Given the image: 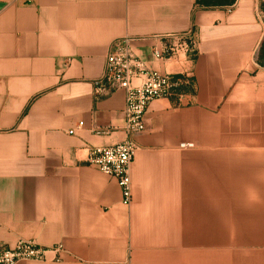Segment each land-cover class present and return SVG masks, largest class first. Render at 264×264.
I'll use <instances>...</instances> for the list:
<instances>
[{
  "label": "crops",
  "instance_id": "obj_1",
  "mask_svg": "<svg viewBox=\"0 0 264 264\" xmlns=\"http://www.w3.org/2000/svg\"><path fill=\"white\" fill-rule=\"evenodd\" d=\"M203 1L0 0V244L63 246L18 264H264V10ZM190 30L192 58L153 59V37ZM123 37L190 76L133 135L129 204L86 163L126 137L123 91L93 94Z\"/></svg>",
  "mask_w": 264,
  "mask_h": 264
},
{
  "label": "built area",
  "instance_id": "obj_2",
  "mask_svg": "<svg viewBox=\"0 0 264 264\" xmlns=\"http://www.w3.org/2000/svg\"><path fill=\"white\" fill-rule=\"evenodd\" d=\"M239 0H234V3ZM145 38L123 37L110 46L106 54L102 75L93 83L96 100L108 97L117 91L124 93L123 132L125 139L109 146L88 148L86 163L102 173L113 177L121 189L122 201L129 204L132 200L131 164L138 146L133 135L145 129V115L150 103L156 99L175 96L180 88L190 84L188 74H171L149 69L136 54L134 43ZM151 56L164 61L179 55L192 58L196 53V40L193 31L153 37ZM109 128L98 130L106 134ZM69 133H73L70 130ZM190 147L192 144H182ZM61 244L45 248L32 241L18 240L13 246L0 244V264H18L21 261H46L48 252H60ZM111 264H130L129 258Z\"/></svg>",
  "mask_w": 264,
  "mask_h": 264
},
{
  "label": "rangeland",
  "instance_id": "obj_3",
  "mask_svg": "<svg viewBox=\"0 0 264 264\" xmlns=\"http://www.w3.org/2000/svg\"><path fill=\"white\" fill-rule=\"evenodd\" d=\"M258 2H259L258 3L259 10H261V9L264 10V0H258Z\"/></svg>",
  "mask_w": 264,
  "mask_h": 264
},
{
  "label": "trees",
  "instance_id": "obj_4",
  "mask_svg": "<svg viewBox=\"0 0 264 264\" xmlns=\"http://www.w3.org/2000/svg\"><path fill=\"white\" fill-rule=\"evenodd\" d=\"M200 1L201 3H203L204 1L203 0H198ZM230 3L229 4H233L234 3V0H228ZM205 4H211L212 2L211 1H205L204 2Z\"/></svg>",
  "mask_w": 264,
  "mask_h": 264
}]
</instances>
